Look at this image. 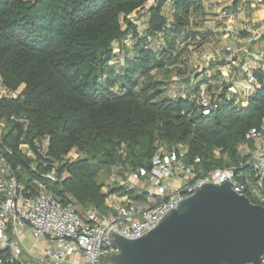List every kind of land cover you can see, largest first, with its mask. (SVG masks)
<instances>
[{"label":"trees","instance_id":"obj_1","mask_svg":"<svg viewBox=\"0 0 264 264\" xmlns=\"http://www.w3.org/2000/svg\"><path fill=\"white\" fill-rule=\"evenodd\" d=\"M169 1L170 19L163 12L167 0H0V81L12 91L23 86L16 97H0V149L21 167L18 178L28 187L37 179L64 204L107 212L108 194L137 200L145 193L120 186L105 193L103 175L115 164L146 168L161 145H185L184 160L196 170L244 162L237 146L264 123V69L254 71L260 87L245 106L223 94L205 114L187 98L167 96V79L175 73L189 82L188 58L211 35L194 30L190 19L203 12L201 0ZM139 12L147 17L142 29L133 17ZM157 32L163 34L158 50L148 41ZM114 44L131 53L120 70L110 64ZM11 114L27 115V130L10 121ZM44 135L49 141L42 152ZM71 151L78 156L66 158ZM54 164L57 180L46 175Z\"/></svg>","mask_w":264,"mask_h":264},{"label":"built area","instance_id":"obj_2","mask_svg":"<svg viewBox=\"0 0 264 264\" xmlns=\"http://www.w3.org/2000/svg\"><path fill=\"white\" fill-rule=\"evenodd\" d=\"M216 1L212 2L214 13L208 26L213 34L232 31L233 20L248 4L252 9L264 7V0H239L234 9L218 7ZM259 29H264V24ZM252 40L255 37L249 41ZM148 41L156 50L161 49L162 32L149 36ZM124 42L131 44V37ZM226 51L230 56L221 53L215 56L214 60L220 62L217 76L211 73L210 66L205 69L206 74L201 81L194 80L192 83L173 74L164 87L165 94L171 98H187L205 114L217 106L223 94L237 104H246L248 97L260 87L254 71L260 68L257 62L264 59V50L255 54L245 45L234 50L227 47ZM191 57L198 60L200 55L192 52ZM242 58L247 59L249 64L241 74L243 80L238 82L235 79L237 73L231 75L234 73L230 67L237 65V60ZM217 77L218 81H215ZM215 86L216 91H212L211 88ZM20 92V88L9 90L0 81V97H16ZM9 120L19 124L23 131L29 126V118L25 114H11ZM4 127L5 121L1 120L0 133ZM48 141V135L41 138L40 151H45ZM19 146L34 158L27 143ZM7 150L11 153L9 148ZM237 150L245 157L240 166L231 164L203 171L196 170L194 163L185 162V145H161L148 163L150 169H124L122 164H115L102 187L105 193L111 186L133 189L138 194L145 193L144 199L129 200L128 195L108 194L105 201L107 212L89 207L79 213L72 203L64 204L54 197L40 180L34 179L31 187H28L18 178L21 167L12 166L0 149V264H102L104 257L118 251L112 242L113 234L128 239L140 237L155 227L162 216L181 200L208 182L219 183L227 179L236 193L249 195L255 201L250 200L252 203L264 206V191L261 189L264 123L258 129H250ZM214 152L218 154V150ZM199 161L198 157L194 159L195 163ZM55 168L56 164L46 174L52 180L58 179ZM115 199H120L121 203L116 204ZM25 234L42 245L26 247ZM261 262L264 264V256Z\"/></svg>","mask_w":264,"mask_h":264},{"label":"water","instance_id":"obj_3","mask_svg":"<svg viewBox=\"0 0 264 264\" xmlns=\"http://www.w3.org/2000/svg\"><path fill=\"white\" fill-rule=\"evenodd\" d=\"M112 242L118 251L102 264H262L264 206L236 193L227 179L208 182L140 237L113 234Z\"/></svg>","mask_w":264,"mask_h":264},{"label":"rangeland","instance_id":"obj_4","mask_svg":"<svg viewBox=\"0 0 264 264\" xmlns=\"http://www.w3.org/2000/svg\"><path fill=\"white\" fill-rule=\"evenodd\" d=\"M217 1H218V3H217L218 7H224L226 9H233L236 6H233L232 4H234L235 2L239 3V0H217ZM201 2H202V6H203V12H200V15H196V17H193L191 20H193L194 30H199L201 32H209L211 34V35L209 34L210 35L209 39L205 43L206 46H209L212 44L213 41L220 40L221 37H223V35L225 33L223 31H218L216 34H213L208 27L210 20L212 18V15L214 13L213 12L214 7L212 5L213 0H201ZM164 8H165V12H166L168 10L167 5H165ZM240 12H241V14H239L238 17H236L233 20L232 29H231L232 31H229V35L227 38H229L231 36V34H233L234 36H238V35L248 36L249 38L255 37V40H252L251 43L249 41V43H250L249 48L253 53L259 54L262 51V49L264 48V40L261 39V35L264 33V31H263L264 29H259L260 25L264 24V14L259 12L258 8L252 9L250 4H248L246 8L241 9ZM133 17L140 24L143 23L145 18H146L144 12L135 13V14H133ZM195 21H196V23H195ZM140 29H141V27H140ZM124 46L128 49L130 44L128 42H124ZM113 53L115 54V56L112 58L110 64L112 66H114L115 69L120 70V68L123 66V63H124V59H123L124 55L125 54L130 55L131 54L130 50H129V52H123V51L120 52L118 49V45L114 44L113 45ZM188 59L190 60L188 63L189 70L193 71V73H192L193 75L194 74L198 75L203 70H205L207 68V66L204 63V60L202 58L195 60L194 58H192L190 56ZM261 63H262L261 61L257 62V66H259L260 68H262ZM218 73H220V70H218ZM173 74H175V73H173ZM156 76L158 78L162 79L165 76V73L160 71V72L156 73ZM169 78L167 79V81L169 80ZM192 78H193V76H192ZM215 81H218V77H217V79H215ZM189 82H190V80H189ZM211 90L216 91V86L211 88ZM76 153H77L76 151L75 152L71 151L67 155V158H70V157L76 158L77 157ZM101 174H102V172L99 174V177ZM103 176H104L103 181H105V179L107 178L106 177L107 175H103ZM73 205L76 207V209L79 213L83 212L84 209L81 208L79 205H76V204H73ZM25 235H26V238L24 240V245L26 247H31L32 245L39 247L42 245L41 242L35 241L34 239L30 238L28 236V234H25Z\"/></svg>","mask_w":264,"mask_h":264},{"label":"crops","instance_id":"obj_5","mask_svg":"<svg viewBox=\"0 0 264 264\" xmlns=\"http://www.w3.org/2000/svg\"><path fill=\"white\" fill-rule=\"evenodd\" d=\"M153 1L154 0H149V3L148 4H151ZM238 4L239 3L235 2L232 5L237 7ZM165 5H167V7H168L167 9L168 10L165 12V8L163 7V12L170 19L171 18V15H172V6L170 4V1L167 0V2L165 3ZM258 11L264 14V7H259L258 8ZM193 17H196V14H194V13L192 14L191 13L190 19H192ZM146 19H147V17L145 18L144 22L141 23L142 25L139 23V29H140V27L142 29V28H144L146 26ZM228 35H229V33H226V34L223 35V37H221L220 40L213 41L211 45L206 46V44H204L199 50L193 51V53L197 52L201 56L200 58H202L204 60V63L206 64V66H210V68L212 70L211 73H213L214 76H217L218 75V69L220 68V63H218L219 65L218 64L210 65V64H211V62H217L216 60H214L217 53H221L224 56H230L229 52L226 51V48L227 47H230V48H232L234 50V49H237V48L242 47V46H245V45H247L248 47L250 46L251 41L249 43L250 38L248 36H241V35L234 36L233 34H231V36L229 38H227ZM181 45H182L181 43H177V46L181 47ZM262 50H264V48ZM248 64H249V61L247 59H245V58L244 59L242 58L240 60H237V65L230 67V69H232L233 70V73H234V74L231 73V75H235V73H237L235 75V77H236L235 79H237L238 82H240V80L241 81L243 80L241 74H242V72H244L246 70V66ZM261 64H262L261 65V67H262L261 69H264V59L262 60V63ZM192 73H193V71H192ZM205 74H206V71L203 70L198 75V78L197 79H195V74L194 75L191 74L190 82H188V83H192V81H194V80L195 81H201L205 77ZM192 76H193V78H192ZM22 87L23 86H21L20 89H22ZM245 105H247V103L244 104L243 106H245ZM76 154L78 156V153H76ZM114 202L116 204H120L121 203V200L120 199H115Z\"/></svg>","mask_w":264,"mask_h":264}]
</instances>
